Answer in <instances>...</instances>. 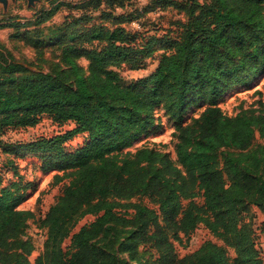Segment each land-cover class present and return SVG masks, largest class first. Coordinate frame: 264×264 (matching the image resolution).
Returning a JSON list of instances; mask_svg holds the SVG:
<instances>
[{"label":"trees","instance_id":"trees-1","mask_svg":"<svg viewBox=\"0 0 264 264\" xmlns=\"http://www.w3.org/2000/svg\"><path fill=\"white\" fill-rule=\"evenodd\" d=\"M139 1H85V8L104 12L111 21L60 34L71 41L61 45L50 72L30 76L7 49L0 56V135L5 128L33 126L43 115L73 122L51 136L6 146L10 153L41 152L42 169L63 170L56 180L69 178L41 218L47 235L34 264H129L114 248L128 225L124 241H130L132 255L138 243L150 242L165 249L161 262L226 264L225 250L210 240L181 257L174 253L172 241L181 243L199 224L235 246L233 264H264L252 231L238 223L249 204L264 212V146L250 148L255 131L264 139V104L256 115L235 116L217 104L231 87L264 73V0ZM167 7L186 15L172 22L177 34L148 33L141 18ZM54 10L39 14L36 22ZM134 19H140L139 29L127 26ZM156 43L162 51L154 69L123 82L118 67L128 63L136 69ZM198 100L206 103L199 123L193 119L180 127L177 155L183 169L146 145L122 154L152 124L155 107L161 105L180 122L187 106ZM77 134L85 139L67 149L65 142ZM26 189L21 180L3 184L0 176V264H30L32 244L24 234L35 214L19 206ZM198 191L202 203L182 204ZM138 193L158 202L165 225L155 209L118 200ZM128 208L133 209L129 216ZM86 214L95 218L71 232Z\"/></svg>","mask_w":264,"mask_h":264},{"label":"rangeland","instance_id":"rangeland-1","mask_svg":"<svg viewBox=\"0 0 264 264\" xmlns=\"http://www.w3.org/2000/svg\"><path fill=\"white\" fill-rule=\"evenodd\" d=\"M85 1L89 0H35L33 4H28L27 0H7L6 5L0 1V56L7 49L21 64L25 66L23 73L33 75L51 71L53 62L60 58L61 45L69 43V38H60V34L71 30H80L90 24H102L109 22L110 17L98 10L93 13L90 8H85ZM140 3L143 0L139 1ZM207 4L210 0H195V3ZM84 4V5H83ZM190 2H187V5ZM54 7L52 15L44 22L37 23L39 14L45 13ZM125 10V9H124ZM116 12L122 11L116 8ZM126 12V11H125ZM88 13V14H86ZM85 14L81 19L77 16ZM91 15V16H89ZM100 17V18H99ZM185 19L182 13L172 7L156 9L147 13L141 20H145L148 33H155L158 36L167 32V35L174 36L178 28L174 25V20ZM109 20V21H108ZM140 19H134L128 23L129 28H140ZM109 25L108 23L106 26ZM76 41V40H75ZM152 53L143 60H137V68L133 69L130 64L124 63L118 67L123 82H129L138 77L148 75L155 67L157 57L162 51L160 43L152 47ZM78 62L84 67L87 60L83 57ZM21 73L17 74L20 76ZM221 111L228 116L237 114L256 115L260 113L264 104V73L259 74L246 82L235 85L225 91L218 98L217 102ZM206 108L204 101L198 100L190 103L183 113L180 122L170 116L161 106L151 110L153 116L152 124L137 139L134 140L123 152H133L136 148L146 145L166 154L174 165L183 169L177 155V145L180 140V127L191 123L193 119L197 122L202 112ZM73 126V122L67 121L57 123L47 115H43L33 126L5 128L0 139V176L2 183L6 184L12 180H21L27 185L26 199L19 205L21 208L30 209L34 212V217L27 220L24 237L28 238L32 244V250L27 256L30 264H34L37 257L43 252L44 240L46 238V228L40 225L41 218L51 204L56 201L63 184L68 181V177L56 180L55 174H62L63 170L42 169L43 157L41 152L32 153L21 151L10 153L6 151V146L14 142H27L38 136H51L57 132H62ZM85 139L84 134H77L65 142L67 149H73ZM264 146V139L257 131L250 148ZM5 148V151H4ZM226 150L227 148H221ZM117 200V199H116ZM123 202H139L156 210L157 220L164 224L159 204L148 194L138 193L130 197L118 199ZM201 191H198L190 198H183L182 204L186 205L190 201L202 203ZM116 210L124 212V208L116 207ZM129 216L133 209H127ZM95 218L94 214H86L81 217L72 228L71 232L77 230L82 224L89 223ZM238 223H244L252 231L255 248L259 256L264 260V212L257 206L249 204L245 210L241 211V218ZM121 226L120 223H116ZM125 232H121V237L114 244L116 255L125 259L129 264H168L161 262L160 256L165 253V249H156L150 242L138 243L136 254L132 255L129 247L130 241H124V236L131 226H124ZM169 232V231H168ZM210 240L221 246L226 253V264H233L237 256L236 248L233 244L216 237L203 224H199L189 236H182V242L172 241L174 253L181 257L188 254L205 241ZM69 237L61 243L63 247L69 244Z\"/></svg>","mask_w":264,"mask_h":264},{"label":"water","instance_id":"water-1","mask_svg":"<svg viewBox=\"0 0 264 264\" xmlns=\"http://www.w3.org/2000/svg\"><path fill=\"white\" fill-rule=\"evenodd\" d=\"M4 5H6L7 0H0ZM35 0H27L28 4H33Z\"/></svg>","mask_w":264,"mask_h":264}]
</instances>
